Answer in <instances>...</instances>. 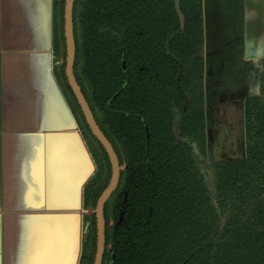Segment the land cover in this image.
Returning <instances> with one entry per match:
<instances>
[{
    "label": "trees",
    "instance_id": "trees-1",
    "mask_svg": "<svg viewBox=\"0 0 264 264\" xmlns=\"http://www.w3.org/2000/svg\"><path fill=\"white\" fill-rule=\"evenodd\" d=\"M65 3L52 2L54 73L96 165L80 261L94 264V210L112 168L67 79ZM244 14L245 0L74 1V75L121 167L102 264H264V59L258 94L244 98L243 142L217 131L225 93L255 69Z\"/></svg>",
    "mask_w": 264,
    "mask_h": 264
},
{
    "label": "crops",
    "instance_id": "crops-1",
    "mask_svg": "<svg viewBox=\"0 0 264 264\" xmlns=\"http://www.w3.org/2000/svg\"><path fill=\"white\" fill-rule=\"evenodd\" d=\"M53 0H0V264H77L96 166L55 77ZM264 59V0H245Z\"/></svg>",
    "mask_w": 264,
    "mask_h": 264
},
{
    "label": "water",
    "instance_id": "water-1",
    "mask_svg": "<svg viewBox=\"0 0 264 264\" xmlns=\"http://www.w3.org/2000/svg\"><path fill=\"white\" fill-rule=\"evenodd\" d=\"M74 1L75 0H66V3H65V37H66V45H67L66 75H67L69 85H70V87H71V89H72L78 103L80 104L84 115H85V119H86L92 133L94 134V136L100 141V143L104 147V149H105V151L109 157V160L111 163V168H112V176H111L109 185L107 186V188L103 191V193L99 197V199L97 201L96 209L94 210L95 214H96V221H97V248H96V255H95L94 264H102L104 251H105L104 206H105V203L108 201V199L111 197V195L113 194V192L116 190V188L118 186L119 179H120L121 167H120L118 157L114 151L112 144L107 139V137L104 135V133L101 131L99 126L97 125L95 118L93 116V113L90 109V106H89L85 96L83 95L82 90H81L79 84L77 83L75 75H74V64H75V58H76V45H75L74 25H73ZM177 11H178V15H179L181 24L183 25L184 24V17L181 14L178 5H177ZM65 97H66L67 101L69 102L70 96L67 93H65ZM175 116L176 117H175L173 129H174V134H175L176 138L179 139L180 138V136H179V118H178L177 114H175ZM95 171H96V169H95ZM95 171H94V173H95ZM94 173L92 174V176L94 175ZM90 178H89V180H90ZM85 230L86 229L84 226V219H83V225H82V230H81V235H80L81 241L79 244L80 245L79 246L80 251H79L78 257H77L78 258L77 264H80V261H81L82 249H83V235H84Z\"/></svg>",
    "mask_w": 264,
    "mask_h": 264
},
{
    "label": "flooded vegetation",
    "instance_id": "flooded-vegetation-1",
    "mask_svg": "<svg viewBox=\"0 0 264 264\" xmlns=\"http://www.w3.org/2000/svg\"><path fill=\"white\" fill-rule=\"evenodd\" d=\"M246 44V43H245ZM244 55L245 58L248 60H251L254 63L256 71V84L251 85V77L249 80L248 89L245 87H236L232 90H229L225 93L224 99L222 102L219 104V111L220 116L218 120V130L217 131H224V132H230L232 137L234 138L232 142L234 143H240L243 142V103H244V98L247 96L251 95H257L259 86H258V73L260 70V64L261 60L259 63H257L254 58H250L246 54V46L244 48ZM253 71V73H254ZM252 73V74H253ZM177 114V113H175ZM241 129V132H240ZM237 135H236V133ZM213 140V138H210ZM212 142V141H211Z\"/></svg>",
    "mask_w": 264,
    "mask_h": 264
},
{
    "label": "rangeland",
    "instance_id": "rangeland-1",
    "mask_svg": "<svg viewBox=\"0 0 264 264\" xmlns=\"http://www.w3.org/2000/svg\"><path fill=\"white\" fill-rule=\"evenodd\" d=\"M254 84H256V71H254V73L252 74V77H251V85L254 86ZM245 88L248 89V86H245ZM240 132H241V129H240ZM242 133H243V130H242ZM218 142H219V139H217V141L215 143H218ZM215 151H216V153L218 152L219 154L223 155L227 152V149L219 148V143H218V144H216ZM83 208H84V204H83ZM84 211H86L85 214L91 215L93 213V208H87V209L84 208Z\"/></svg>",
    "mask_w": 264,
    "mask_h": 264
}]
</instances>
